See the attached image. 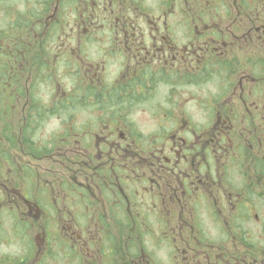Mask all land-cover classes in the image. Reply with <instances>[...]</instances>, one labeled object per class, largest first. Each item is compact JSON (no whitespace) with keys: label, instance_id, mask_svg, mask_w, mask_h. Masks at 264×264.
<instances>
[{"label":"flooded vegetation","instance_id":"flooded-vegetation-1","mask_svg":"<svg viewBox=\"0 0 264 264\" xmlns=\"http://www.w3.org/2000/svg\"><path fill=\"white\" fill-rule=\"evenodd\" d=\"M144 1L0 0V264H264V0Z\"/></svg>","mask_w":264,"mask_h":264},{"label":"rangeland","instance_id":"rangeland-1","mask_svg":"<svg viewBox=\"0 0 264 264\" xmlns=\"http://www.w3.org/2000/svg\"><path fill=\"white\" fill-rule=\"evenodd\" d=\"M135 3H136V0H131V1L128 0V4H130V5H134ZM154 4L157 5V0H146V1H144V4L141 2V5H142L143 10H145V9H151L150 7L156 6ZM155 8L156 7H154V9ZM156 12L157 11H154V13H156ZM94 49L97 51L96 48L91 49V51H93ZM192 109H194V108H192ZM250 227L256 229L257 228V225L250 224ZM2 233L5 234V238L4 239L7 242V244L2 245V246H4L3 247V250L5 251V253L8 256L15 257L16 254H19L17 252L20 249V246H19L20 243L14 238V234L13 233H10L9 226H6V228L2 231ZM151 233H152L151 235H149L150 233L149 234H146V238L143 235L142 239L145 240V243L146 244H150L151 243L152 236L154 238H156L157 239V243L154 244V247L152 248L151 252H153L154 253V256H156V258L158 260H160L159 261L160 263H162V264H169V261H166V259H168L169 255H170L171 245H168L166 242L161 241V240H164L163 238H165V235H162L160 231H155V232H151ZM176 245L178 246L177 243H176ZM2 246H1V248H2ZM61 258L62 257H60V258L57 259V261H58L57 264H67L68 263L67 261H64ZM46 264H55V262L54 261H47ZM170 264H174V263L171 262Z\"/></svg>","mask_w":264,"mask_h":264}]
</instances>
